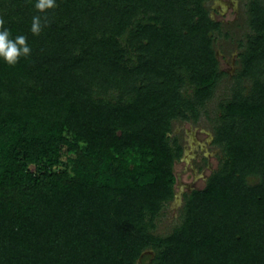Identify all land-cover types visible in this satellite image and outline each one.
<instances>
[{
	"label": "trees",
	"instance_id": "1",
	"mask_svg": "<svg viewBox=\"0 0 264 264\" xmlns=\"http://www.w3.org/2000/svg\"><path fill=\"white\" fill-rule=\"evenodd\" d=\"M209 1L0 0L31 48L0 58V264H264V0L244 4L211 120L217 169L156 233L183 153L173 123L197 122L227 75Z\"/></svg>",
	"mask_w": 264,
	"mask_h": 264
},
{
	"label": "rangeland",
	"instance_id": "2",
	"mask_svg": "<svg viewBox=\"0 0 264 264\" xmlns=\"http://www.w3.org/2000/svg\"><path fill=\"white\" fill-rule=\"evenodd\" d=\"M245 2L246 0H212L206 3L209 18L223 25V34L218 36L214 49L219 67L227 75L200 112L197 122L173 123L172 134L181 143L183 153L174 165V197L160 212L156 223V233L159 235L169 233L178 224L184 194L204 188L207 178L217 169L221 159L220 149L212 144L211 120H214L218 103L229 96L231 79L238 67L237 40L243 39L248 31L244 22ZM225 33L229 37H224Z\"/></svg>",
	"mask_w": 264,
	"mask_h": 264
},
{
	"label": "clouds",
	"instance_id": "3",
	"mask_svg": "<svg viewBox=\"0 0 264 264\" xmlns=\"http://www.w3.org/2000/svg\"><path fill=\"white\" fill-rule=\"evenodd\" d=\"M56 6V0H37L35 7L41 11L51 9ZM4 21L0 19V58H3L8 64H15L20 56L30 54L31 48L27 44V37L24 35L11 38L10 30L5 28ZM31 31L33 34H39L41 31V18L34 16L32 18Z\"/></svg>",
	"mask_w": 264,
	"mask_h": 264
}]
</instances>
